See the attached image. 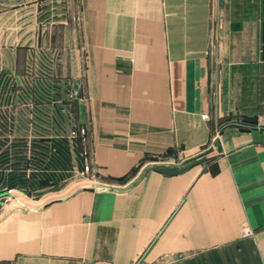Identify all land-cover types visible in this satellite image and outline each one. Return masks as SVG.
<instances>
[{
	"label": "crops",
	"instance_id": "1",
	"mask_svg": "<svg viewBox=\"0 0 264 264\" xmlns=\"http://www.w3.org/2000/svg\"><path fill=\"white\" fill-rule=\"evenodd\" d=\"M81 98L119 174L263 124L264 0H0V185L24 188L8 206L0 190V264H264V143L240 129L181 174L27 205L18 137L48 135L49 103L79 118Z\"/></svg>",
	"mask_w": 264,
	"mask_h": 264
},
{
	"label": "rangeland",
	"instance_id": "2",
	"mask_svg": "<svg viewBox=\"0 0 264 264\" xmlns=\"http://www.w3.org/2000/svg\"><path fill=\"white\" fill-rule=\"evenodd\" d=\"M73 95L70 89L64 92L61 99L67 97V104L70 105ZM54 96H57V93H54ZM61 99L59 98V100ZM81 101H84V103L80 106L86 108V113H82L79 118L74 117V119L70 116L71 106H64L60 103V106H57L58 103H49L47 105L48 119L46 121L48 135L46 137H18L20 138L17 139L19 142L18 148L11 152V155L14 159H19L20 163H27V200L22 199L27 202V205L44 204L54 197L67 196L85 184L126 186L139 175L147 162L153 164V162H157L156 160H160L161 162H168L167 164L181 165L206 156L207 159L198 164L204 165L220 157L221 154H218L214 147L226 139L227 133H234L240 129V131L249 132L246 136L249 138L251 136L250 131H264V123L237 125L235 124L237 121L232 119L230 120L232 125L223 122V125L218 129L219 132L212 146L201 152L184 158L179 157L178 153H176L175 160H169L167 153L159 155L149 154L150 156L145 154L136 162L135 166L119 174L114 172H119V169L109 168L102 163L100 156L104 155V153L96 150L95 144L99 137L93 135L94 122L87 111L91 104H87L85 99ZM41 121V127H43L44 121ZM41 121L39 120V122ZM39 125L37 126L38 128ZM1 139L6 143L4 137H0ZM6 155L7 153L0 152V156L3 158ZM168 160L172 162L169 163ZM30 177L31 179L29 180L28 178ZM16 179L20 181L22 177L16 175ZM22 186L23 183L11 186L5 183L1 184L0 190L7 189L9 191V194L3 199V205L8 206L9 203L14 202V193H18V190L24 191ZM8 197L10 198L6 201ZM16 197H19L18 194Z\"/></svg>",
	"mask_w": 264,
	"mask_h": 264
},
{
	"label": "water",
	"instance_id": "3",
	"mask_svg": "<svg viewBox=\"0 0 264 264\" xmlns=\"http://www.w3.org/2000/svg\"><path fill=\"white\" fill-rule=\"evenodd\" d=\"M251 138L247 140L244 144H258V143H264V131L260 130H253L250 131ZM214 150L218 154H223L224 153V148L222 143H218L215 145ZM207 159L206 156L196 159L193 161H189L185 164H167V163H154L147 165L142 169V171L139 173V175L127 186L125 187H120V186H110L106 184H85L80 186L76 191L79 190H88V191H94V192H107V191H112V192H127L131 189H133L137 184H139L147 175L148 172L150 171H157L161 174L172 176V175H178L181 174L191 167L204 162Z\"/></svg>",
	"mask_w": 264,
	"mask_h": 264
},
{
	"label": "built area",
	"instance_id": "4",
	"mask_svg": "<svg viewBox=\"0 0 264 264\" xmlns=\"http://www.w3.org/2000/svg\"><path fill=\"white\" fill-rule=\"evenodd\" d=\"M9 198H10V197H8V198L6 199V201H8ZM5 203H7V202H5Z\"/></svg>",
	"mask_w": 264,
	"mask_h": 264
}]
</instances>
